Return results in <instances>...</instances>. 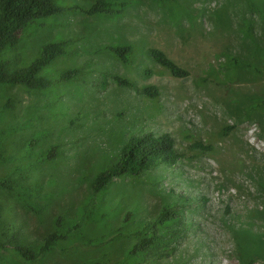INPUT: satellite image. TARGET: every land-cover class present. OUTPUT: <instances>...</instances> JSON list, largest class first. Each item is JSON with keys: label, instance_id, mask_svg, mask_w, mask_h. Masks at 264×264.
I'll return each instance as SVG.
<instances>
[{"label": "rangeland", "instance_id": "1", "mask_svg": "<svg viewBox=\"0 0 264 264\" xmlns=\"http://www.w3.org/2000/svg\"><path fill=\"white\" fill-rule=\"evenodd\" d=\"M54 1L61 11L4 53L25 66L42 44L68 40L43 70L49 86L0 84V179H12L0 186V264H264V0H127L115 17L74 8L94 0ZM127 43L128 63L104 49ZM150 47L189 75L173 76ZM70 68L81 72L59 79ZM149 85L157 96L142 92ZM166 132L183 153L174 166L93 191L131 135ZM166 205L180 218L165 242L129 255L133 231ZM55 230L66 238L33 261L10 247L17 236L37 249Z\"/></svg>", "mask_w": 264, "mask_h": 264}, {"label": "trees", "instance_id": "2", "mask_svg": "<svg viewBox=\"0 0 264 264\" xmlns=\"http://www.w3.org/2000/svg\"><path fill=\"white\" fill-rule=\"evenodd\" d=\"M127 5V0H94L88 8L78 6L74 8H78L87 15L115 17L121 15ZM60 11L61 8L54 0H0V84L23 85L30 89L45 88L51 84L52 80L43 74V70L54 60L66 54L68 40H54L42 44L37 55L25 66H16L13 60L4 56V53L18 45L29 25L40 23L43 19ZM261 15L264 16L263 11ZM104 49L110 50L123 63H128L134 46L127 43L106 46ZM148 52L156 63L167 69L173 76L182 78L189 75V71L177 64L164 50L150 47ZM231 60L237 62L235 58ZM80 72L78 68H70L63 71L59 79L75 78ZM146 72L149 73L148 70ZM113 80L118 85L136 88L135 83L126 77L115 75ZM142 92L150 97L158 95L154 85L142 88ZM4 106L8 107L10 103ZM194 146L203 150L210 148V145H203L200 141L195 142ZM182 156L183 153L178 149L175 138L168 132L158 136L152 133L131 135L120 147L116 160L95 175L91 187L94 192H99L115 177L136 176L161 165L174 166ZM11 180L0 179V186L11 189ZM30 192L24 191L18 194L19 200L26 204V207L38 212L36 205L25 197ZM129 215L127 213L123 218V225L127 223ZM179 218V211L174 206H164L153 219L141 223L140 227L133 231L138 238L128 254L153 252L154 246L165 242L166 234L163 230L169 224L176 223ZM57 226H60L59 221ZM66 236L67 233L55 230L45 236L37 249L21 244L17 236L9 243L17 255L26 261H33L39 255L52 250Z\"/></svg>", "mask_w": 264, "mask_h": 264}]
</instances>
